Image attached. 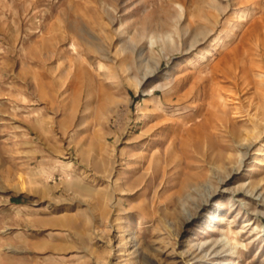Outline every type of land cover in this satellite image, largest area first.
<instances>
[{
	"label": "rangeland",
	"instance_id": "rangeland-1",
	"mask_svg": "<svg viewBox=\"0 0 264 264\" xmlns=\"http://www.w3.org/2000/svg\"><path fill=\"white\" fill-rule=\"evenodd\" d=\"M0 264H264V0H0Z\"/></svg>",
	"mask_w": 264,
	"mask_h": 264
}]
</instances>
